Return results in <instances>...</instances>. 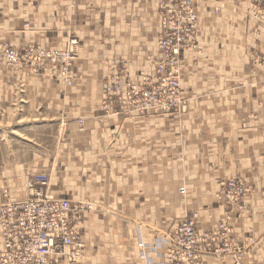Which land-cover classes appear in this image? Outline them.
Masks as SVG:
<instances>
[{
	"label": "crops",
	"instance_id": "crops-1",
	"mask_svg": "<svg viewBox=\"0 0 264 264\" xmlns=\"http://www.w3.org/2000/svg\"><path fill=\"white\" fill-rule=\"evenodd\" d=\"M162 2L0 0L1 43L79 40L71 86L50 65L0 62V202L3 188L27 198L28 175L44 172L53 195L89 203L84 250L62 264H171L164 240L193 212L201 232L226 223L232 244L187 264H233L235 245L242 264H264V0H196L189 105L172 126L129 92L155 84ZM232 176L249 186L243 210L223 202Z\"/></svg>",
	"mask_w": 264,
	"mask_h": 264
},
{
	"label": "built area",
	"instance_id": "built-area-1",
	"mask_svg": "<svg viewBox=\"0 0 264 264\" xmlns=\"http://www.w3.org/2000/svg\"><path fill=\"white\" fill-rule=\"evenodd\" d=\"M160 8L163 30L157 41L159 57L154 62L155 84L148 76L143 87L130 84L129 92L141 96L143 110L165 112L181 100L184 51L190 43L195 46L198 11L196 0H163ZM78 46L79 40L75 37L63 47L36 43L17 48L0 42V62L10 67L27 64L34 71L50 65L56 76L71 86L75 80L73 68ZM111 91L115 92L114 87L107 86L106 92ZM50 182L49 175L44 172L28 175L24 186L29 196L22 199H12L8 188H3L6 200L0 202V264H62L81 256L83 224L92 206L53 195ZM222 185L224 204L233 210H243L249 192L247 182L242 178H229ZM185 191L180 189L182 194ZM197 217L198 213L193 212L165 238L171 264L191 263L217 239L232 244L226 223L220 222L212 232H201L197 228ZM235 248L237 254L233 264H242L241 247L235 245Z\"/></svg>",
	"mask_w": 264,
	"mask_h": 264
},
{
	"label": "rangeland",
	"instance_id": "rangeland-1",
	"mask_svg": "<svg viewBox=\"0 0 264 264\" xmlns=\"http://www.w3.org/2000/svg\"><path fill=\"white\" fill-rule=\"evenodd\" d=\"M188 64H185L183 69L181 70V100L176 104H172L171 106H169L168 108H166L165 110V118H166V125H176L177 122L179 123H184V114H186L187 110H188V105H189V101H188V97H187V88L184 85V79L188 76ZM170 136H172L173 134L170 133ZM170 173V172H168ZM230 178H242L240 176H232ZM243 179V178H242ZM172 181H166L167 186H169V188L172 186ZM179 186L180 189L184 188L186 190L187 185L189 184L187 181H180V182H176ZM175 183V186H176ZM186 186V187H185ZM181 193V192H180ZM182 194V193H181ZM184 194V193H183ZM182 194V195H183Z\"/></svg>",
	"mask_w": 264,
	"mask_h": 264
}]
</instances>
